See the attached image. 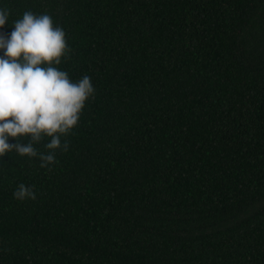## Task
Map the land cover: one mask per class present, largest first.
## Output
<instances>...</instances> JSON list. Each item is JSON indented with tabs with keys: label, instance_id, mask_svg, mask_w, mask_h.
I'll use <instances>...</instances> for the list:
<instances>
[{
	"label": "trees",
	"instance_id": "trees-1",
	"mask_svg": "<svg viewBox=\"0 0 264 264\" xmlns=\"http://www.w3.org/2000/svg\"><path fill=\"white\" fill-rule=\"evenodd\" d=\"M0 9L5 38L50 15L71 50L56 67L95 89L57 163L0 157V264H264V0Z\"/></svg>",
	"mask_w": 264,
	"mask_h": 264
},
{
	"label": "clouds",
	"instance_id": "clouds-1",
	"mask_svg": "<svg viewBox=\"0 0 264 264\" xmlns=\"http://www.w3.org/2000/svg\"><path fill=\"white\" fill-rule=\"evenodd\" d=\"M9 16L0 9V27ZM11 34L0 36V157L15 151L29 158L39 156L41 168L57 163L56 150L66 152L69 135L78 125L86 101L94 95L91 78L73 82L56 65L71 51L66 33L48 14L25 11L13 22ZM17 143L10 144L9 138ZM45 138L47 154L33 146ZM27 139V144L20 141ZM18 200L36 199L32 187L21 183L13 193Z\"/></svg>",
	"mask_w": 264,
	"mask_h": 264
}]
</instances>
